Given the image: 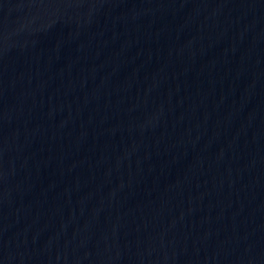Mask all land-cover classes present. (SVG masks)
Listing matches in <instances>:
<instances>
[{
	"label": "water",
	"instance_id": "obj_1",
	"mask_svg": "<svg viewBox=\"0 0 264 264\" xmlns=\"http://www.w3.org/2000/svg\"><path fill=\"white\" fill-rule=\"evenodd\" d=\"M0 264H264V0H0Z\"/></svg>",
	"mask_w": 264,
	"mask_h": 264
}]
</instances>
